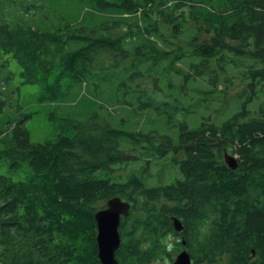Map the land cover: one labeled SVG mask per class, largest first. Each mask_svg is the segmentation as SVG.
<instances>
[{
    "label": "trees",
    "instance_id": "obj_1",
    "mask_svg": "<svg viewBox=\"0 0 264 264\" xmlns=\"http://www.w3.org/2000/svg\"><path fill=\"white\" fill-rule=\"evenodd\" d=\"M87 1L93 2L92 15L107 20L103 32H119L98 36L95 27L71 35L41 32L16 22L36 9L37 0H0V114L6 95L15 93L11 60L21 69L22 85L41 88L39 102L69 104L79 98L75 89L83 80L67 72L77 71L83 54L105 50L125 56L131 40L144 44L138 51L147 48V60L161 54L182 62L175 71L185 83H204L201 96H226L240 75L246 87L237 94V109L220 124L205 112L191 126L185 118L194 112L176 100H162L155 78H147L149 89L140 72L120 84L124 93L118 105H135L124 97L131 91L141 101L140 111L172 110L183 117L170 121L177 127L176 140L167 138L157 147L177 169L174 181L164 185L118 174L115 166L136 161L122 149L123 140L140 141L115 128L111 114H93L79 123L62 119L56 138L37 144L20 125L14 139L28 177L16 182L0 175V264H102L95 214L115 196L131 205L119 228L120 264L171 261L172 248L186 249L192 264H264V0ZM155 36L168 49L158 50ZM69 43L79 49L70 52ZM89 67L80 71L89 74ZM205 100L201 97L208 110ZM225 154L236 157V170L227 166ZM175 218L181 232L174 228ZM173 237L179 242L169 241Z\"/></svg>",
    "mask_w": 264,
    "mask_h": 264
},
{
    "label": "rangeland",
    "instance_id": "obj_2",
    "mask_svg": "<svg viewBox=\"0 0 264 264\" xmlns=\"http://www.w3.org/2000/svg\"><path fill=\"white\" fill-rule=\"evenodd\" d=\"M91 3L93 2L87 0H37L36 9L27 16L23 17L22 14L16 17V22H28L41 32L54 34H59L60 31L63 33L65 30L67 35H71L82 27L90 30L95 27L94 29L100 31L98 34L95 33L98 36L115 31L118 33L116 29H105L103 32L100 26L107 20L102 15L91 14ZM105 26L107 24H104ZM142 45L144 46L139 40H131L125 46L126 52H124L128 54L125 56L122 54L112 56L105 50L96 56V52L84 53L77 71L67 72L69 76H80L83 80L82 87L75 89L79 98L69 104L54 105L39 102L41 88L37 85H22V79L19 77L21 69L16 61L11 60V70L15 76L10 86L15 93L11 94L9 91L6 95L4 99L6 105L0 114V132L3 133L0 136V175L16 182L25 181L28 177L25 157L16 148L14 139L16 128L20 125L29 132L31 142L37 144L55 139L60 132L57 126L62 119L79 123L85 122L93 114L102 117L111 114L116 120L115 128L137 135L140 141L136 145L128 144L130 142L125 143L123 140L122 149L126 154L134 156L136 161L132 160L129 164L115 166L119 171L118 174L124 179L132 174L144 176V182L149 186L164 185L174 181L177 177V169L166 157L158 155L157 147L167 138L176 140L177 127L172 126L170 121L176 124L183 117L172 110L168 112L171 113V117L168 113L158 114L151 109L140 111L141 101L136 98L137 94L134 98V93L131 91H128L129 94L124 97L133 99L136 102L135 105L130 109L118 105L117 99L124 93L119 89L120 84L126 81L125 79L132 72H140L143 75V85L149 89L152 88L151 79L155 78L162 100L173 102L176 100L194 112L185 118L191 126L198 124L205 112H210L214 122L220 124L221 120L228 118L237 109L240 102L237 94L246 86L240 75L241 78L235 80L226 96L219 93L201 96L200 91L206 89L204 83L194 80L185 83L184 77L175 71L176 65L184 66L182 62L174 64L167 56H160V52V55H155L158 58L147 60L143 55L148 53L147 48L138 51ZM162 48L168 49V46H165L162 40H157V49L162 51ZM77 49L79 48H74V45L69 43L70 52ZM89 58L93 59L88 61ZM84 65H90L89 74L80 71ZM147 78H149V83H147ZM140 79L142 77L134 80L132 84L136 85ZM201 97L206 98L205 103L207 102L208 110L204 109ZM139 132H141L140 135ZM144 136L149 138L144 139ZM176 240L173 237L169 241ZM172 262L173 258L171 261H156L152 264Z\"/></svg>",
    "mask_w": 264,
    "mask_h": 264
},
{
    "label": "water",
    "instance_id": "obj_3",
    "mask_svg": "<svg viewBox=\"0 0 264 264\" xmlns=\"http://www.w3.org/2000/svg\"><path fill=\"white\" fill-rule=\"evenodd\" d=\"M227 166L233 170L238 168V161L235 156L225 154ZM131 205L123 201L119 196H115L107 201L106 207L95 214L97 225V247L98 258L102 264H120L116 259V251L121 244L119 228L122 217H127L130 213ZM174 228L181 232L183 226L178 219H174ZM174 264H192L187 251H182L175 259Z\"/></svg>",
    "mask_w": 264,
    "mask_h": 264
},
{
    "label": "flooded vegetation",
    "instance_id": "obj_4",
    "mask_svg": "<svg viewBox=\"0 0 264 264\" xmlns=\"http://www.w3.org/2000/svg\"><path fill=\"white\" fill-rule=\"evenodd\" d=\"M183 238H184V236L180 234L179 239H180V240H183ZM176 239H177L176 242H179L178 237H176ZM184 239H185V238H184ZM183 242H184V243H183ZM182 243L185 244V241L183 240ZM174 250H175V249H174ZM174 250L171 251V252H172V256H174V257H173V262H172V263H168V264H174V261H175L176 257H177L182 251H187L186 249H181V250L176 249L175 251H174ZM150 264H152V263H150Z\"/></svg>",
    "mask_w": 264,
    "mask_h": 264
}]
</instances>
